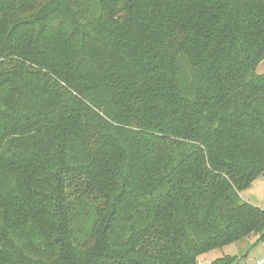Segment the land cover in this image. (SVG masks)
Masks as SVG:
<instances>
[{
    "label": "trees",
    "instance_id": "trees-1",
    "mask_svg": "<svg viewBox=\"0 0 264 264\" xmlns=\"http://www.w3.org/2000/svg\"><path fill=\"white\" fill-rule=\"evenodd\" d=\"M263 59L264 0H0V264L264 244Z\"/></svg>",
    "mask_w": 264,
    "mask_h": 264
},
{
    "label": "rangeland",
    "instance_id": "rangeland-1",
    "mask_svg": "<svg viewBox=\"0 0 264 264\" xmlns=\"http://www.w3.org/2000/svg\"><path fill=\"white\" fill-rule=\"evenodd\" d=\"M256 73H264V59L259 63ZM241 198L264 209V175L253 182L241 192ZM257 236L242 239L221 248L212 249L197 258L199 264H208L222 256H235L236 264H253L255 260L264 257V244L257 241Z\"/></svg>",
    "mask_w": 264,
    "mask_h": 264
},
{
    "label": "built area",
    "instance_id": "built-area-1",
    "mask_svg": "<svg viewBox=\"0 0 264 264\" xmlns=\"http://www.w3.org/2000/svg\"><path fill=\"white\" fill-rule=\"evenodd\" d=\"M253 264H264V257H262L258 260H255Z\"/></svg>",
    "mask_w": 264,
    "mask_h": 264
}]
</instances>
